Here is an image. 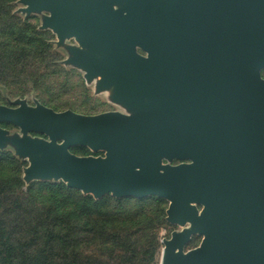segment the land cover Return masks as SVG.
Masks as SVG:
<instances>
[{
    "label": "water",
    "instance_id": "obj_1",
    "mask_svg": "<svg viewBox=\"0 0 264 264\" xmlns=\"http://www.w3.org/2000/svg\"><path fill=\"white\" fill-rule=\"evenodd\" d=\"M125 112L0 105L24 181L169 203L161 264H264V0H19ZM141 50L145 55L138 53ZM30 133L45 138L32 137ZM74 146L103 157H80ZM178 164L174 165L173 162ZM201 207L199 210L197 207ZM200 244L185 251L192 236Z\"/></svg>",
    "mask_w": 264,
    "mask_h": 264
},
{
    "label": "trees",
    "instance_id": "obj_2",
    "mask_svg": "<svg viewBox=\"0 0 264 264\" xmlns=\"http://www.w3.org/2000/svg\"><path fill=\"white\" fill-rule=\"evenodd\" d=\"M7 4L0 0V84L1 76L36 79L28 58L46 50L45 41ZM18 167L0 152V264H136L146 245H157L156 202L95 201L63 184L23 190Z\"/></svg>",
    "mask_w": 264,
    "mask_h": 264
},
{
    "label": "rangeland",
    "instance_id": "obj_3",
    "mask_svg": "<svg viewBox=\"0 0 264 264\" xmlns=\"http://www.w3.org/2000/svg\"><path fill=\"white\" fill-rule=\"evenodd\" d=\"M7 6L11 8V14L18 16L22 22H25L31 29L39 32L40 39L45 41V49L42 53L33 55L28 60L34 63L37 67V77L23 78L10 80L8 77L1 76L0 84V105L7 107H16L14 102L16 100H23L29 106H34L35 103H40L45 107H48L55 112H64L70 110L74 113L81 115H97L105 112L119 111L125 112L124 108L111 101L112 89L103 90L97 92L96 86L98 79H92L87 81L85 79L84 71L69 64L67 60L70 58L69 47H78V43L74 38H67L62 44H59L56 34L51 29H41L43 18L48 14L45 12L38 14L26 15L21 12L24 7L19 3V0H6ZM2 8V7H1ZM33 49V47H32ZM27 59V57H26ZM261 77L264 78V69L261 71ZM0 127L8 132V135L12 137L17 134L20 135L18 127L11 123L3 122ZM32 137L45 138L43 135L30 133ZM82 148V151L73 152ZM70 153L80 157H103L104 152H93L87 147L74 146L69 149ZM1 153H8L14 157L18 164V175L23 183V190H27L28 187L37 189L41 185L57 186L66 184L59 181H32L26 183L24 181V169L29 166L28 159L19 158L15 154V148L11 145H7ZM177 162V161H175ZM68 188V187H67ZM74 190V189H73ZM78 191V190H76ZM81 195L92 197V195H85L82 192ZM94 199V198H93ZM95 201L112 202L114 200L119 201H132V200H145L147 203H155L156 208L159 211V216L162 218L163 224L154 232L155 244L152 246H145V250L148 252L147 258L142 262L136 264H161L162 251L164 248L163 241L171 238L173 232L182 230L181 226L173 225L166 220V211L169 203L161 198L155 196L146 197L143 199H135L132 197L115 198L111 194L104 195L100 199H94ZM199 210L201 207H197ZM147 236V231H144ZM202 240V236L194 235L191 238L190 243L185 247L186 250L197 247ZM144 246V242H143ZM154 250V251H153ZM153 251V253H152Z\"/></svg>",
    "mask_w": 264,
    "mask_h": 264
},
{
    "label": "flooded vegetation",
    "instance_id": "obj_4",
    "mask_svg": "<svg viewBox=\"0 0 264 264\" xmlns=\"http://www.w3.org/2000/svg\"><path fill=\"white\" fill-rule=\"evenodd\" d=\"M48 15H49V14H48ZM137 51H138L139 54H141V55H145L141 50L137 49ZM84 73H85V72H84ZM85 74H86V73H85ZM260 75H261V73H260ZM93 79H98V81H99V80H101V77H100V76H97V77H95V78H93ZM263 79H264V78H263ZM91 80H92V79H91ZM178 163H179V162H175V161L173 162L174 165H176V164H178Z\"/></svg>",
    "mask_w": 264,
    "mask_h": 264
}]
</instances>
